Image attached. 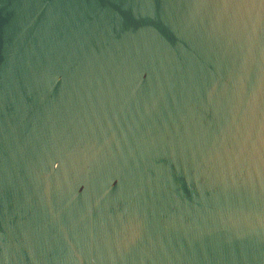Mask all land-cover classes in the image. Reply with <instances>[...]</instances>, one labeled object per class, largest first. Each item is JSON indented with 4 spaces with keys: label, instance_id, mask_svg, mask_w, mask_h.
I'll return each mask as SVG.
<instances>
[{
    "label": "water",
    "instance_id": "water-1",
    "mask_svg": "<svg viewBox=\"0 0 264 264\" xmlns=\"http://www.w3.org/2000/svg\"><path fill=\"white\" fill-rule=\"evenodd\" d=\"M0 264H264V0H0Z\"/></svg>",
    "mask_w": 264,
    "mask_h": 264
}]
</instances>
